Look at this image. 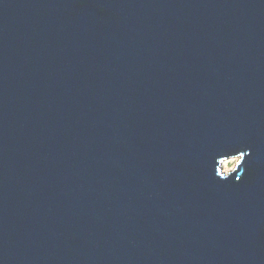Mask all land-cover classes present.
<instances>
[{
  "label": "water",
  "instance_id": "95a60500",
  "mask_svg": "<svg viewBox=\"0 0 264 264\" xmlns=\"http://www.w3.org/2000/svg\"><path fill=\"white\" fill-rule=\"evenodd\" d=\"M0 264H264V0H0Z\"/></svg>",
  "mask_w": 264,
  "mask_h": 264
},
{
  "label": "bare ground",
  "instance_id": "6f19581e",
  "mask_svg": "<svg viewBox=\"0 0 264 264\" xmlns=\"http://www.w3.org/2000/svg\"><path fill=\"white\" fill-rule=\"evenodd\" d=\"M233 160H235V159L231 158V159H227V160L222 162L221 169L223 170L224 173L228 172L232 169V168H230L229 163Z\"/></svg>",
  "mask_w": 264,
  "mask_h": 264
},
{
  "label": "rangeland",
  "instance_id": "374dc122",
  "mask_svg": "<svg viewBox=\"0 0 264 264\" xmlns=\"http://www.w3.org/2000/svg\"><path fill=\"white\" fill-rule=\"evenodd\" d=\"M235 163H236V159L233 160V161H231V162L229 163L230 168H233V166L235 165Z\"/></svg>",
  "mask_w": 264,
  "mask_h": 264
},
{
  "label": "snow or ice",
  "instance_id": "6c2138e0",
  "mask_svg": "<svg viewBox=\"0 0 264 264\" xmlns=\"http://www.w3.org/2000/svg\"><path fill=\"white\" fill-rule=\"evenodd\" d=\"M241 157H243V156L241 155Z\"/></svg>",
  "mask_w": 264,
  "mask_h": 264
}]
</instances>
